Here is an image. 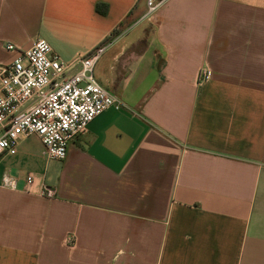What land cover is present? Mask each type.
<instances>
[{"label": "crops", "instance_id": "1", "mask_svg": "<svg viewBox=\"0 0 264 264\" xmlns=\"http://www.w3.org/2000/svg\"><path fill=\"white\" fill-rule=\"evenodd\" d=\"M153 1L0 0V68L8 44L106 43L93 75L123 103L61 162L35 135L0 157V264H264V0Z\"/></svg>", "mask_w": 264, "mask_h": 264}, {"label": "built area", "instance_id": "2", "mask_svg": "<svg viewBox=\"0 0 264 264\" xmlns=\"http://www.w3.org/2000/svg\"><path fill=\"white\" fill-rule=\"evenodd\" d=\"M162 1L147 0L145 18L152 16ZM107 44L95 47L71 63L62 62L44 39L27 50L8 44L16 57L0 68V157L14 156L22 138L35 135L49 161L65 159L68 146L86 134L88 125L102 112L123 107L94 78L93 70ZM211 73L201 69L199 82ZM33 179L27 176L26 189ZM1 185L16 188V181L4 175ZM41 195L54 197V190L42 186Z\"/></svg>", "mask_w": 264, "mask_h": 264}, {"label": "trees", "instance_id": "3", "mask_svg": "<svg viewBox=\"0 0 264 264\" xmlns=\"http://www.w3.org/2000/svg\"><path fill=\"white\" fill-rule=\"evenodd\" d=\"M100 5L97 6V11H99V13H104L103 11L100 10Z\"/></svg>", "mask_w": 264, "mask_h": 264}]
</instances>
